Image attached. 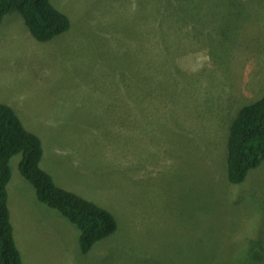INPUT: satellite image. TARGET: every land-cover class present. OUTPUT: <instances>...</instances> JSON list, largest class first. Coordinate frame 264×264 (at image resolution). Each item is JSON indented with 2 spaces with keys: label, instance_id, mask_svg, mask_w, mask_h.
<instances>
[{
  "label": "rangeland",
  "instance_id": "374dc122",
  "mask_svg": "<svg viewBox=\"0 0 264 264\" xmlns=\"http://www.w3.org/2000/svg\"><path fill=\"white\" fill-rule=\"evenodd\" d=\"M52 4L71 28L49 42L7 17L0 101L41 139L55 183L118 229L83 254L17 155L8 193L24 263L264 264V162L242 184L226 176L230 126L264 95V0Z\"/></svg>",
  "mask_w": 264,
  "mask_h": 264
},
{
  "label": "trees",
  "instance_id": "16d2710c",
  "mask_svg": "<svg viewBox=\"0 0 264 264\" xmlns=\"http://www.w3.org/2000/svg\"><path fill=\"white\" fill-rule=\"evenodd\" d=\"M13 13L22 16L40 42L52 41L71 28L70 18L52 0H0V27ZM227 152L226 176L232 185L244 183L250 172L264 162V95L239 111L229 129ZM20 154L21 175L34 187L40 203L57 210L78 228L83 254L116 233L118 222L112 212L55 183L41 166V139L24 127L12 107L0 103V264H24L11 223L8 193L11 160Z\"/></svg>",
  "mask_w": 264,
  "mask_h": 264
},
{
  "label": "crops",
  "instance_id": "0c3cea01",
  "mask_svg": "<svg viewBox=\"0 0 264 264\" xmlns=\"http://www.w3.org/2000/svg\"><path fill=\"white\" fill-rule=\"evenodd\" d=\"M6 19H7V17L4 19V22H3L2 26L0 27V32H1L2 29L4 28V25H5V23H6ZM5 42H7V40H6ZM20 97H21V96H20ZM0 103H3V104H6V105H7V102L0 101ZM14 103H15V102H9V105H10V104H13V105H14ZM9 105H8V106H9ZM10 107H12V106H10ZM14 107L16 108V106H14ZM15 108H14V109H15ZM20 108H21V107H20ZM15 110H16V112H17V111H18V112L20 111L19 109H15ZM22 121H23V120H22ZM9 201H10V198H9ZM19 246H20V244H19ZM19 246H18V248H19ZM21 254H22V253H21ZM22 258H23V257H22ZM23 262H24V261H23ZM24 264H25V263H24Z\"/></svg>",
  "mask_w": 264,
  "mask_h": 264
},
{
  "label": "bare ground",
  "instance_id": "6f19581e",
  "mask_svg": "<svg viewBox=\"0 0 264 264\" xmlns=\"http://www.w3.org/2000/svg\"><path fill=\"white\" fill-rule=\"evenodd\" d=\"M215 194V193H214ZM116 217V216H115ZM107 255V254H106ZM108 261H110V260H108Z\"/></svg>",
  "mask_w": 264,
  "mask_h": 264
}]
</instances>
